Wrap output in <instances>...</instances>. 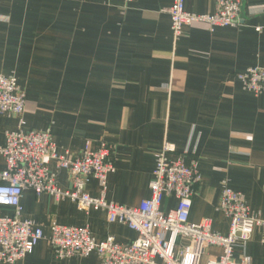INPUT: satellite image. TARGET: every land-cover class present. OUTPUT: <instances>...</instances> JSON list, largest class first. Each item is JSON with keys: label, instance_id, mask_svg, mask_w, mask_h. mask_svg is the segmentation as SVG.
I'll use <instances>...</instances> for the list:
<instances>
[{"label": "crops", "instance_id": "1", "mask_svg": "<svg viewBox=\"0 0 264 264\" xmlns=\"http://www.w3.org/2000/svg\"><path fill=\"white\" fill-rule=\"evenodd\" d=\"M184 1L188 13L215 12L216 0ZM172 2L0 0V74L14 76L25 95L24 130H48L59 154L78 156L87 142L110 147L108 202L138 207L150 197L154 153L165 142L175 147L174 156L186 151L201 177L189 222L209 219L211 230L226 236L223 186L264 216V93L253 96L238 80L248 68H264V0H242L236 27L209 32L194 25L176 40L167 14ZM17 125V118L0 115V146ZM56 177L61 190L71 189L66 171ZM86 192L99 197L98 182L90 180ZM20 206L21 219L38 225L44 239L16 264H99L95 255L57 259L47 241L54 224L87 226L97 242L113 237L128 244L137 237L107 223L103 212L85 214L68 200L26 190ZM175 208L173 198H163V213ZM11 215L0 207V217ZM261 236L255 229L234 248L233 259L264 264ZM219 255L207 248L201 264Z\"/></svg>", "mask_w": 264, "mask_h": 264}, {"label": "built area", "instance_id": "2", "mask_svg": "<svg viewBox=\"0 0 264 264\" xmlns=\"http://www.w3.org/2000/svg\"><path fill=\"white\" fill-rule=\"evenodd\" d=\"M123 1L128 5L134 0ZM184 2L173 0L167 9L175 40L182 36L185 27L203 25L213 32L238 24L242 0H216L215 12L205 15L186 12ZM238 80L244 91L253 96L264 93V68H248ZM24 108L25 95L16 78L0 74V115L13 116L18 121L17 129L6 132L0 146L4 162V169L0 170V207L12 210L11 216L0 217V264L23 261L44 239L38 225L21 219L20 200L26 190L37 197L49 195L55 202L68 200L85 214L101 211L107 223L124 225L137 234L128 244L118 243L113 237L97 242L87 226L54 224L47 241L60 260L95 255L99 264H201L207 248H218L220 255L206 264H250L246 256L235 261L234 248L245 245L255 229L262 232L264 245V216L252 213L243 194L226 186L219 202V210L229 222L226 236L213 232L209 219L199 224L189 222L191 197L201 177L194 161L187 164L186 151L174 156L175 147L165 142L154 153L150 197L138 207L118 206L104 196L107 177L114 172L110 147L105 142L95 147L87 142L78 156L59 154L48 130H24ZM61 170L71 178L72 187L68 191L58 185L56 174ZM90 180L97 181L101 189L97 198L86 192ZM164 197L176 202V208L166 214L160 210Z\"/></svg>", "mask_w": 264, "mask_h": 264}, {"label": "rangeland", "instance_id": "3", "mask_svg": "<svg viewBox=\"0 0 264 264\" xmlns=\"http://www.w3.org/2000/svg\"><path fill=\"white\" fill-rule=\"evenodd\" d=\"M203 261V260H202ZM203 263V262H202Z\"/></svg>", "mask_w": 264, "mask_h": 264}]
</instances>
